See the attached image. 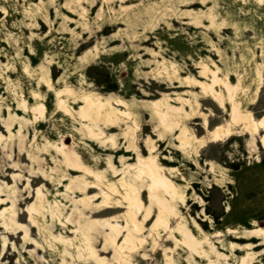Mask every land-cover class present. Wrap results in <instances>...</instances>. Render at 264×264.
Masks as SVG:
<instances>
[{
	"label": "rangeland",
	"instance_id": "rangeland-1",
	"mask_svg": "<svg viewBox=\"0 0 264 264\" xmlns=\"http://www.w3.org/2000/svg\"><path fill=\"white\" fill-rule=\"evenodd\" d=\"M0 264H264V0H0Z\"/></svg>",
	"mask_w": 264,
	"mask_h": 264
},
{
	"label": "bare ground",
	"instance_id": "bare-ground-1",
	"mask_svg": "<svg viewBox=\"0 0 264 264\" xmlns=\"http://www.w3.org/2000/svg\"><path fill=\"white\" fill-rule=\"evenodd\" d=\"M85 102H86V105L87 106H91V107H100V108H103V105H101V103L99 102H95V101H93V100H89V99H87V100H85ZM227 133H225L224 134V136L226 135Z\"/></svg>",
	"mask_w": 264,
	"mask_h": 264
}]
</instances>
